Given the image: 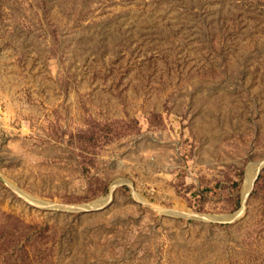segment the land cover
Masks as SVG:
<instances>
[{
    "label": "rangeland",
    "instance_id": "rangeland-1",
    "mask_svg": "<svg viewBox=\"0 0 264 264\" xmlns=\"http://www.w3.org/2000/svg\"><path fill=\"white\" fill-rule=\"evenodd\" d=\"M262 160L264 0H0V264H264Z\"/></svg>",
    "mask_w": 264,
    "mask_h": 264
},
{
    "label": "water",
    "instance_id": "water-1",
    "mask_svg": "<svg viewBox=\"0 0 264 264\" xmlns=\"http://www.w3.org/2000/svg\"><path fill=\"white\" fill-rule=\"evenodd\" d=\"M263 162H264V160H262ZM259 162H261V161H259ZM259 162H252V164L251 165H256V164H258ZM264 167V165L261 167V169ZM261 169H260V171H261ZM260 171H259V173H260ZM250 193H251V191L249 192V194H248V196H245V195H243V206H242V208H241V210L240 211H238L237 213H235V214H233V215H228V216H223V217H220V218H218V219H215V218H211L212 220H219V221H222V222H234V221H236L242 214H243V212L245 211V208H246V203H247V201H248V198H249V195H250ZM108 202V198H106V199H101L100 201L98 200V201H95V202H92V203H89V204H85V205H83L82 207L83 208H89V209H93V208H97V207H99V206H104L106 203Z\"/></svg>",
    "mask_w": 264,
    "mask_h": 264
},
{
    "label": "bare ground",
    "instance_id": "bare-ground-1",
    "mask_svg": "<svg viewBox=\"0 0 264 264\" xmlns=\"http://www.w3.org/2000/svg\"><path fill=\"white\" fill-rule=\"evenodd\" d=\"M263 165H264V162L261 161L256 165L249 166V168L247 169V175H246L245 182H244V194L243 195L248 196L249 192L251 191L253 187L255 177ZM100 200L101 199H99V201Z\"/></svg>",
    "mask_w": 264,
    "mask_h": 264
}]
</instances>
